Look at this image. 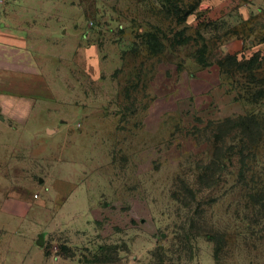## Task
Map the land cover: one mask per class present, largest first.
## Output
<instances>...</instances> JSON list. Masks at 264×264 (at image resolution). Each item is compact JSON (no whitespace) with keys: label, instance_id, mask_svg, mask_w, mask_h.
I'll return each mask as SVG.
<instances>
[{"label":"rangeland","instance_id":"rangeland-1","mask_svg":"<svg viewBox=\"0 0 264 264\" xmlns=\"http://www.w3.org/2000/svg\"><path fill=\"white\" fill-rule=\"evenodd\" d=\"M228 1L0 0V203L49 256L0 264H264V12Z\"/></svg>","mask_w":264,"mask_h":264},{"label":"crops","instance_id":"crops-1","mask_svg":"<svg viewBox=\"0 0 264 264\" xmlns=\"http://www.w3.org/2000/svg\"><path fill=\"white\" fill-rule=\"evenodd\" d=\"M228 1V0H227ZM229 2V1H228ZM227 2V3H228ZM232 4H227L228 8L230 10L233 8V10L238 12L239 14H243V16H250V15H256L259 13L264 12V0H232L230 1ZM227 10V7H226ZM27 47L26 38L23 37L21 33L12 32L11 30L6 29H0V59L7 58L9 53L11 51H17L22 52L24 54H29ZM25 55V56H26ZM3 103L5 102L4 98L2 99ZM29 110V109H28ZM32 112L27 111L25 108H20L18 110V113H13L10 109V107L7 105H3L0 108V180L4 179L6 177L4 167L9 165L7 163L6 165L3 163L5 159V152L8 151V160L11 159V147L9 146V141L6 142L5 135L6 133L9 134L12 132V129L10 125L8 124V119L13 118L17 129H22L28 127L30 122H33L31 119ZM15 130V131H16ZM46 132L50 129L47 127L45 128ZM53 133L51 135H54V129H51ZM13 133V132H12ZM10 167V166H9ZM11 168V167H10ZM16 181L14 182V184ZM13 184V185H14ZM25 184V183H24ZM15 186V185H14ZM16 190L23 189L21 188L20 184L16 187H14ZM39 199V197L35 198V200ZM32 209V202L26 201L24 198H20V196H8L7 198L3 199L0 203V231L5 233L7 236L9 232V227H11V224L14 223L15 227L14 230L11 232V236L14 237H0V250L1 249H7V251H13L14 253H20L22 249L25 247L30 248V251L35 246L38 247L40 251L43 253V255L46 258H49V256H46V241L43 233H38V237H25L21 233L20 228V222H24V220L28 217V214L30 210ZM5 218H8L5 220ZM17 222V223H15ZM17 225V226H16ZM5 239V240H3ZM4 241V248L1 246L2 242ZM28 242V243H27ZM62 259L60 257H56V260ZM62 260H74V259H62ZM79 264V263H78Z\"/></svg>","mask_w":264,"mask_h":264},{"label":"trees","instance_id":"trees-1","mask_svg":"<svg viewBox=\"0 0 264 264\" xmlns=\"http://www.w3.org/2000/svg\"><path fill=\"white\" fill-rule=\"evenodd\" d=\"M61 252H62V255H58L59 256H62L63 259H72L73 257H70L68 254H67V250L66 248H61ZM46 256H48V254H46ZM79 264H81V262H78Z\"/></svg>","mask_w":264,"mask_h":264},{"label":"water","instance_id":"water-1","mask_svg":"<svg viewBox=\"0 0 264 264\" xmlns=\"http://www.w3.org/2000/svg\"><path fill=\"white\" fill-rule=\"evenodd\" d=\"M47 133L51 135L53 133V131L52 130H48Z\"/></svg>","mask_w":264,"mask_h":264},{"label":"built area","instance_id":"built-area-1","mask_svg":"<svg viewBox=\"0 0 264 264\" xmlns=\"http://www.w3.org/2000/svg\"><path fill=\"white\" fill-rule=\"evenodd\" d=\"M35 198H37V197H35Z\"/></svg>","mask_w":264,"mask_h":264}]
</instances>
